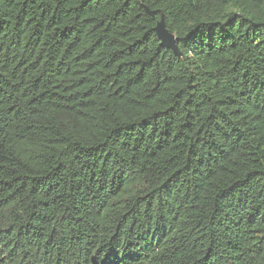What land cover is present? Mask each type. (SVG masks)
<instances>
[{
	"label": "trees",
	"instance_id": "16d2710c",
	"mask_svg": "<svg viewBox=\"0 0 264 264\" xmlns=\"http://www.w3.org/2000/svg\"><path fill=\"white\" fill-rule=\"evenodd\" d=\"M0 264H264V0H0Z\"/></svg>",
	"mask_w": 264,
	"mask_h": 264
},
{
	"label": "water",
	"instance_id": "95a60500",
	"mask_svg": "<svg viewBox=\"0 0 264 264\" xmlns=\"http://www.w3.org/2000/svg\"><path fill=\"white\" fill-rule=\"evenodd\" d=\"M156 33L161 40L162 46L167 47L168 49L174 51L176 54H178V48H177V40L175 35H171L165 26L164 19H162L157 28Z\"/></svg>",
	"mask_w": 264,
	"mask_h": 264
}]
</instances>
